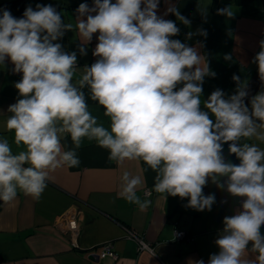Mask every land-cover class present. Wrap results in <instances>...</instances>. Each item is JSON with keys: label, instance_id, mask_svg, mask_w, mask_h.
I'll list each match as a JSON object with an SVG mask.
<instances>
[{"label": "clouds", "instance_id": "clouds-1", "mask_svg": "<svg viewBox=\"0 0 264 264\" xmlns=\"http://www.w3.org/2000/svg\"><path fill=\"white\" fill-rule=\"evenodd\" d=\"M160 0H93L76 9L80 56L94 36L97 59L77 77V51L58 42L65 23L52 4L26 7L21 17L0 8V66L11 63L20 74L18 97L7 108L6 129L23 150L14 153L0 138V201L18 193L39 200L51 173L80 164L77 150L86 139L108 151L118 166L142 161L156 173L153 191L187 199L188 208L211 211L215 194L205 195L209 181L233 197L244 198L235 214L223 218L215 239L219 249L207 264H264V90L248 100L247 84L233 76V94L217 88L206 100L205 77H215L198 47L173 39L176 22L158 15ZM206 15V7L201 8ZM179 21H190L174 8ZM231 17V6L218 10ZM199 35H207L198 30ZM193 33H188V39ZM254 56L264 80V39ZM231 60L230 55L225 56ZM88 89L86 97L84 89ZM88 98L103 108L108 126L89 109ZM70 137L73 147L62 140ZM239 163L226 161L223 145ZM140 174L124 171L118 195L141 211L151 201L137 195ZM226 201H222L225 203ZM193 264H205L203 259Z\"/></svg>", "mask_w": 264, "mask_h": 264}, {"label": "crops", "instance_id": "crops-1", "mask_svg": "<svg viewBox=\"0 0 264 264\" xmlns=\"http://www.w3.org/2000/svg\"><path fill=\"white\" fill-rule=\"evenodd\" d=\"M12 0H0V3ZM27 6L52 4L61 13L65 23H72L73 30L67 31L58 41L65 51H77L80 41L75 31L76 9L80 3L92 6L93 0H26ZM213 0H160L158 15L176 22L180 32L173 39H179L189 46H196L204 55L215 77H205L203 101L217 88L226 95L235 92L237 84L233 76L240 77L247 84L251 99L264 90L254 56L260 51L259 42L264 39V20L239 15V6L231 4V17L212 11ZM174 8L186 17L189 25L179 21L174 13L164 15L168 8ZM206 7V15L201 8ZM19 18V17H18ZM207 35L197 34L198 30ZM188 33H193L190 39ZM94 36L87 45V55L78 56L77 77L83 67L91 65L97 58L92 55L96 45ZM230 55L231 60L225 56ZM11 63L0 66V138L9 139L12 150L18 153L13 133L7 131V108L16 102L18 93L15 83L20 74L12 72ZM89 97L88 89H84ZM89 109L100 123L108 126L103 108L88 98ZM256 143L258 140L241 141ZM65 149L73 147L70 137L62 140ZM226 161L238 164V159L229 154L228 144L223 145ZM80 159L78 167L57 169L39 200L18 193L11 203L0 202V264H193L203 259L207 264L210 254L217 253L215 245L218 233L223 229V218L240 209L242 197H233L227 191L218 189L209 181L204 194H215L216 203L211 211H196L188 208L187 199L158 194L153 191L154 173L142 161H125L117 165L108 159V151L95 142L84 140L77 150ZM124 171L140 174L143 184L137 195L151 201L141 211L135 204L122 199L120 177ZM150 190L148 196L144 195ZM222 201H226L222 203ZM174 229L184 230L192 240H175ZM132 230L152 250H139L137 244L127 238ZM71 232V233H70ZM264 233V226L261 228ZM66 233L74 236L77 247L66 239ZM111 243L115 257L100 258L96 248Z\"/></svg>", "mask_w": 264, "mask_h": 264}, {"label": "trees", "instance_id": "trees-1", "mask_svg": "<svg viewBox=\"0 0 264 264\" xmlns=\"http://www.w3.org/2000/svg\"><path fill=\"white\" fill-rule=\"evenodd\" d=\"M231 4L239 6V15L260 18L264 20V0H213L212 11L218 13L219 9ZM26 0H12L0 3V8H7L15 17H21L26 9Z\"/></svg>", "mask_w": 264, "mask_h": 264}, {"label": "built area", "instance_id": "built-area-1", "mask_svg": "<svg viewBox=\"0 0 264 264\" xmlns=\"http://www.w3.org/2000/svg\"><path fill=\"white\" fill-rule=\"evenodd\" d=\"M143 194L148 196L150 194V190L146 189ZM70 233H66V239L68 241H70L71 246L77 247L75 238ZM173 237L175 240H187V241L192 240V238L190 236H188V234L182 229H174L173 230ZM127 238L130 240H133L137 244L139 250H148V251L152 250L151 244L149 242L145 241L142 237L138 236L132 230L127 231ZM96 251H97L98 256L100 258H104L107 256L115 257V252L113 251V247H112L111 243H105V244L97 247Z\"/></svg>", "mask_w": 264, "mask_h": 264}, {"label": "water", "instance_id": "water-1", "mask_svg": "<svg viewBox=\"0 0 264 264\" xmlns=\"http://www.w3.org/2000/svg\"><path fill=\"white\" fill-rule=\"evenodd\" d=\"M1 202V201H0Z\"/></svg>", "mask_w": 264, "mask_h": 264}]
</instances>
